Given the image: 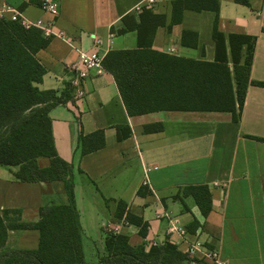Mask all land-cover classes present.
Instances as JSON below:
<instances>
[{
    "label": "crops",
    "instance_id": "obj_1",
    "mask_svg": "<svg viewBox=\"0 0 264 264\" xmlns=\"http://www.w3.org/2000/svg\"><path fill=\"white\" fill-rule=\"evenodd\" d=\"M38 1L41 4L0 0V18H20L23 25L41 21L49 29V43L35 54L45 69L41 82L34 84L40 91L64 92L71 79L68 66L78 61V50L90 51L94 37L101 39L103 58L109 51L136 50L138 32L118 29L125 16L138 22L147 11L162 18L149 46L158 54L156 61L162 56L215 60V14L211 10L184 9L174 17V0L140 12H135V7L144 0H49L57 6V13L51 14L42 8L44 0ZM217 2V30L226 38L232 75L227 36L255 38L238 122H233L230 112L155 105L162 103L163 97L146 101L156 110L130 115L112 74L105 69L101 75L85 79L82 99L71 93L64 104L50 110L56 153L73 168V195L85 262L94 264L105 255L106 233L114 232L126 235L131 246L148 249L154 243L170 242L184 254L189 242L197 239L203 250L192 259L205 264L208 261L202 254L211 250L217 251L219 264H264V140H259L264 139V87L251 83H264V0H249V6L235 0ZM59 32L63 38L55 36ZM244 57L245 48L240 63ZM174 72L175 66L167 69L168 76ZM184 74V95L169 89V100H192V84H187L192 71L185 69ZM155 124H161L162 129L144 132V126ZM117 127H122V135L129 129V136L118 140ZM98 130H103L104 146L79 155V136ZM36 162L40 168L50 164L46 157ZM17 170V166L0 165V210H20L22 222L34 223L41 207L68 204L63 182H20L14 176ZM199 185L207 186L211 197L206 217L194 198L183 194L185 187ZM119 201L126 204L127 212L147 223L145 236L124 218L115 217ZM169 220L183 229V238L167 233ZM194 221L198 226L191 231ZM38 242L37 230L10 231L7 246L32 250Z\"/></svg>",
    "mask_w": 264,
    "mask_h": 264
},
{
    "label": "trees",
    "instance_id": "obj_2",
    "mask_svg": "<svg viewBox=\"0 0 264 264\" xmlns=\"http://www.w3.org/2000/svg\"><path fill=\"white\" fill-rule=\"evenodd\" d=\"M31 1L41 4L38 0ZM235 2L249 6V0ZM184 9H207L214 12L213 62L166 56L156 61L158 54L151 51L149 46L162 18L147 11L138 22L133 16H125L121 20L122 27L118 29V32L136 30L138 48L107 52L103 58V67L112 74L130 115L156 110L146 101L163 97L162 103L155 105L164 108L170 105L178 110L230 112L233 122H238L249 83L255 38L236 34L227 36L233 64L232 75L227 65L226 38L217 30V0H174V17L180 16ZM49 40L41 30L25 27L19 19L0 18V165L17 166L14 176L20 182H63L69 202L66 205L41 207L39 218L34 223L22 222L20 210H0V264H90L85 262L83 256L81 227L73 195V168L56 153L49 118L50 110L64 104L73 89L68 83L64 92L58 94L53 90L40 91L34 85L41 82L45 74L35 54L45 48ZM243 48L245 57L240 63ZM172 66H175L174 75L168 76L167 69L171 70ZM185 69L192 71V80L188 77L187 81L188 87L192 84V100H169V89L178 95L182 91L184 95ZM251 83L264 87V83ZM121 129L117 127L118 140L130 134L129 129H126L122 135ZM161 129V124L143 128L146 133ZM104 144L103 130H98L85 136L80 135L77 149L79 155H84L102 148ZM39 157L49 159L47 168L38 167L36 159ZM183 194L194 198L203 217L209 214L211 197L207 186L185 187ZM115 217L124 218L127 223L138 227L140 235H146L147 223L127 212L124 202L117 203ZM197 226L198 223L194 221L189 230ZM32 229L39 233L36 249L21 250L7 246L10 231ZM104 245L105 255L100 256L94 264H205L189 258L170 242L146 249L142 245L131 246L124 234L108 232Z\"/></svg>",
    "mask_w": 264,
    "mask_h": 264
},
{
    "label": "built area",
    "instance_id": "obj_3",
    "mask_svg": "<svg viewBox=\"0 0 264 264\" xmlns=\"http://www.w3.org/2000/svg\"><path fill=\"white\" fill-rule=\"evenodd\" d=\"M164 1L166 0H144L141 4L135 7V12H140L142 9L153 8L157 4ZM42 8L51 14L57 13V6L49 0H44L42 2ZM17 19L20 20V18ZM24 26L35 27L41 30L45 37L51 36L49 29L47 27H44L41 21H36L35 23H28L26 25L24 23ZM55 36L60 38L64 37L63 33L61 32L55 34ZM101 45V39L94 37L90 51L78 50V61L68 66V71L71 74L69 84L73 89L74 98L77 100L82 99L85 95V91L82 86L85 79H87L90 75L99 76L104 72L103 55H101L100 52ZM167 233L178 234L181 238H183L185 234L183 229L175 221L172 220H169ZM153 245H156V243H154ZM202 248V243L196 239L192 242H189L185 254L192 259L197 254V252L203 250ZM217 257V251L215 250L204 251L202 254V258L207 260L210 264H219L217 261Z\"/></svg>",
    "mask_w": 264,
    "mask_h": 264
}]
</instances>
